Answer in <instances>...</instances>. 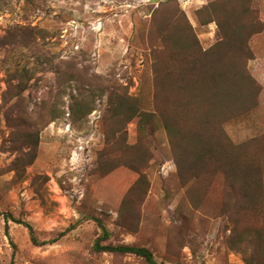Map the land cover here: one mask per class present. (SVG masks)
<instances>
[{
    "label": "rangeland",
    "instance_id": "rangeland-1",
    "mask_svg": "<svg viewBox=\"0 0 264 264\" xmlns=\"http://www.w3.org/2000/svg\"><path fill=\"white\" fill-rule=\"evenodd\" d=\"M185 23L202 50L238 26L247 41L187 107L169 39ZM233 64L243 76L223 80ZM218 85L255 89L232 110ZM132 105L158 117L141 131ZM95 218L102 243L158 264H264V0H0V264H146L95 250Z\"/></svg>",
    "mask_w": 264,
    "mask_h": 264
},
{
    "label": "trees",
    "instance_id": "trees-1",
    "mask_svg": "<svg viewBox=\"0 0 264 264\" xmlns=\"http://www.w3.org/2000/svg\"><path fill=\"white\" fill-rule=\"evenodd\" d=\"M232 8L234 9L233 11L236 12V8ZM209 21L210 19H207L205 20V23ZM185 25L187 27L180 31L178 37H169V39L175 51V56L172 58V60L176 62H173L170 67L173 70L178 69L176 74L178 75L177 77L181 80L180 82L182 85L177 86L179 87L180 93L184 95V97L182 96L181 98L183 99V102L187 107L193 102H200L206 99L210 85L203 84H205L209 80L212 81V79L215 78L221 79L215 74V71H211L212 68H215L216 64L209 63L211 61H214L217 57H222L221 53L219 55H217V53L223 50L226 51L227 54L231 55L234 59L240 60L242 58L241 52H243L244 49L247 48V41H242L240 40V38H238V35L240 34L241 30L244 29L243 26H238L237 28L234 27L228 30V32L226 33V39L224 41L221 40L216 46L210 49L202 50L198 44L195 35L192 32L191 26L187 23H185ZM234 37L238 38L237 44L233 40ZM243 74V68L241 67L239 69L238 65L233 64L231 70L227 72L226 78L223 80H230L235 82L236 78H241ZM168 75H170V73H168ZM168 75L165 74L166 77L162 76L161 78L160 73L157 71L155 72L154 81L156 85V97L159 93L161 86L166 85V82L164 81L168 79ZM200 82V85H196ZM247 87L248 90L246 92V95L243 96L241 92V85H218V97L223 96L224 98H226L230 104L231 109L237 110L239 108L240 100L242 102L246 98H250L253 96V92L255 89L254 85H247ZM161 90H163V88ZM223 97H221L219 101H223ZM122 103H124V101L120 102V104ZM160 113L167 117L163 121V126L166 131L171 134L173 125L170 122V115H165L162 112ZM205 114L206 112L203 111L202 115L204 116ZM137 116L140 118L138 126L141 131L145 128V123L143 125L142 121L147 120V118L158 117L155 112L143 110L142 107H135L134 105H132L131 111H129L128 120H131ZM192 145L194 146V148L198 149L197 157L210 155L214 150L211 143H209L207 140H203L199 136L192 137ZM207 148H209L210 150L208 151ZM227 157L229 158V156ZM227 170L238 176L241 173H246L249 169L248 167H241V165L239 166L238 164L232 162L228 163ZM142 180L143 178L140 176L138 181L141 182ZM10 216L11 215H9L8 213L5 214V219L7 220ZM14 220L17 223L23 224L29 232L31 242L34 244H38L32 226L29 223L21 221L19 219ZM94 220L96 221L97 225L100 227L101 230L100 235L97 237L93 245V248L95 250L103 252H113L118 254H133L143 258L146 264H158L154 259L152 252L146 247L136 245H113L110 243H102L103 241H106L109 238L110 233L107 227L101 222V220L97 218H95ZM63 234L64 233L59 234L56 238L48 242L56 241ZM13 254L14 253H12V255ZM10 264H14L13 259L11 260Z\"/></svg>",
    "mask_w": 264,
    "mask_h": 264
}]
</instances>
